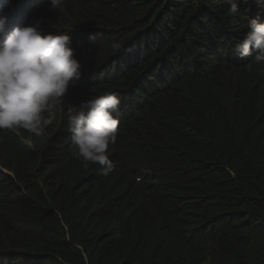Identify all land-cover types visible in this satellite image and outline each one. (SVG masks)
<instances>
[{
  "label": "trees",
  "instance_id": "1",
  "mask_svg": "<svg viewBox=\"0 0 264 264\" xmlns=\"http://www.w3.org/2000/svg\"><path fill=\"white\" fill-rule=\"evenodd\" d=\"M234 2L0 0L8 30L68 33L83 64L43 135L0 129V264H264V64L235 53L264 0ZM105 91L107 175L65 114Z\"/></svg>",
  "mask_w": 264,
  "mask_h": 264
},
{
  "label": "clouds",
  "instance_id": "2",
  "mask_svg": "<svg viewBox=\"0 0 264 264\" xmlns=\"http://www.w3.org/2000/svg\"><path fill=\"white\" fill-rule=\"evenodd\" d=\"M227 15L240 9L226 0ZM62 0H50L58 10ZM8 18L0 15V129H23L35 136L44 134L56 110L64 104L69 87L81 79L83 64L76 58L68 33H43L35 26L7 28ZM248 31L235 46L240 58L254 56L264 64V21L249 18ZM95 37H90V44ZM118 49L120 46L115 45ZM252 70V65H248ZM121 98L115 91L68 105L66 115L75 155L84 167L102 166L104 175L114 168L109 145L117 140Z\"/></svg>",
  "mask_w": 264,
  "mask_h": 264
}]
</instances>
